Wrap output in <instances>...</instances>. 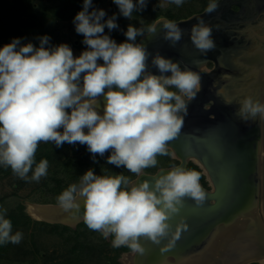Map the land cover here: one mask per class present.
<instances>
[{
  "label": "clouds",
  "instance_id": "obj_1",
  "mask_svg": "<svg viewBox=\"0 0 264 264\" xmlns=\"http://www.w3.org/2000/svg\"><path fill=\"white\" fill-rule=\"evenodd\" d=\"M113 2L128 19L148 4V0ZM184 2L170 0L176 6ZM218 7V0H209L204 11L212 13ZM106 15L104 9L94 7L93 0H83V10L73 20L87 46L79 56L67 43L51 45L48 35L37 37L38 47L14 38L0 48V165L10 167L19 178L27 180L30 171L36 182L47 176L46 159L33 170L39 144L54 143L59 148L65 142L87 145L94 162L97 154L103 157L110 151L108 164L139 177L143 170L157 166L158 156L168 155L169 142L180 135L188 115L185 98L197 95L201 77L159 52L151 64L160 74H153L148 70L150 53L137 38L151 39L162 28L164 39L174 47L184 31L171 20L147 27L129 24L123 32L126 41L117 43L105 34V28L109 32L119 28L117 15L105 19ZM212 32L203 18L191 28L190 40L204 55L216 48ZM233 102L239 105L235 115L241 120L264 121L260 100L237 93L225 101ZM150 178L132 182L123 174L97 175L89 169L57 196V204L68 213L83 208L82 219L89 230L105 239L111 236L114 248L127 247L143 255L141 238L160 245L171 233L169 221L184 208L185 197L197 206L208 198L201 173L195 169L173 165ZM5 215L6 210L0 212V245L19 244L22 233L12 234V222ZM181 227L187 229L186 224L177 226L161 253L175 247Z\"/></svg>",
  "mask_w": 264,
  "mask_h": 264
},
{
  "label": "water",
  "instance_id": "obj_2",
  "mask_svg": "<svg viewBox=\"0 0 264 264\" xmlns=\"http://www.w3.org/2000/svg\"><path fill=\"white\" fill-rule=\"evenodd\" d=\"M231 1L218 0L219 7L216 11L212 13L203 11L187 19L175 22L184 31V35L182 40L174 47L170 41L164 39L165 33L162 28L151 39L145 36L138 41L144 42L147 51L150 53L148 70L153 74H160L151 64L152 57L159 52L160 55L173 60V62L179 61L182 69H191L201 77L200 91H198L192 101H186V103L189 102L188 112L192 110V113L189 118L185 117L180 135L170 141L167 148L172 149L173 157L180 160L178 165L187 168L189 160H194L202 169L204 176H206L209 189L205 188L200 181L208 194L205 203L197 206L194 200L185 197L184 208L169 221L171 233L176 231L177 226L187 225L186 230H183L182 227L180 228V238L176 241V245L172 250L167 253H161L160 251V248L171 239V233L168 237L162 239L160 245L141 238L140 242L145 248L143 255L135 254L131 251L123 253V256H132V264H178V259L181 258L182 264H254L260 263V260L264 259V218L263 220L259 218L260 212L258 210L260 203L263 204L262 208H264V192L262 191L264 188V151H262L261 147L263 139L262 121L257 118L256 124L249 125L254 121L243 122L242 120H237V127H234L232 120H230L232 117H230L228 125H226L227 123L220 125L216 122V119H209L208 114L203 112V108L197 107L195 103L202 97L203 93L207 92V87H205L206 79H208V82L212 81L209 84L210 87L212 86V90L222 89L220 87H223L226 83L221 82L218 86L215 84L218 75L216 73L221 70L217 69L216 62H214L215 67L211 71L207 70V63L204 67L194 64L199 59L208 61L213 59L214 57L210 56L222 53L224 50L222 48L223 45L220 42L219 44L216 42L217 54H213V52H209L206 55L202 54L190 40L191 28L198 23V18H203L205 23L213 28L212 38L216 36L225 41L228 38L225 33L231 26L223 28L227 31L222 35V30L218 31L219 25L217 22L226 21L225 18L220 16L222 13L227 14L228 18L231 15H236L231 10ZM162 20L159 19L157 21L162 22ZM243 20H240V22H245ZM251 22L260 25L263 23V17L261 18L258 15L252 21H248L247 24L250 26ZM234 24H237V18ZM260 27L263 28V25L261 24ZM231 30L229 29L228 32ZM255 37L258 38L255 39L257 43H264V34ZM242 48L244 49V47ZM234 49L236 50L237 47ZM260 52H264V49L253 55L255 60L259 58ZM248 57L245 56L239 59L238 63L243 66H252V60L251 62L246 60ZM99 63H103V61L101 60ZM254 66H257L258 71L262 70V68L264 69V64ZM234 67H237V59L234 60ZM250 71L246 70L248 72L247 76L255 75V73ZM246 83H248V79ZM255 83L253 86L254 90L257 88L264 90V84ZM232 84L234 82H229L227 89L232 88ZM233 87L236 89L230 90L231 96L241 93V88L246 89L244 85L239 89L235 85ZM206 96L210 99L211 94ZM226 97L225 95V97L222 96L221 98L225 100ZM216 104L218 105L217 107H223V102H217ZM215 115L218 114L215 113ZM170 168L162 169L170 170ZM159 170L154 174L143 172L141 176L132 182L141 179H151L150 176L157 174ZM36 205L52 207L54 210H58L55 215L45 219V222L63 224L69 227H75L79 223H83V208H81L80 213H68L64 212L58 204L37 203ZM255 206H259L257 209L258 216H256V219L252 218L250 220L247 218L250 214L249 210ZM240 217L242 218L241 221H239ZM236 221L237 225L233 226ZM249 223L253 226L251 227ZM254 230H258L259 234L254 233ZM200 239L202 242H199Z\"/></svg>",
  "mask_w": 264,
  "mask_h": 264
},
{
  "label": "trees",
  "instance_id": "obj_3",
  "mask_svg": "<svg viewBox=\"0 0 264 264\" xmlns=\"http://www.w3.org/2000/svg\"><path fill=\"white\" fill-rule=\"evenodd\" d=\"M0 0V48L5 44L11 43L14 38H22V43L31 42L37 47L39 46V39L37 37L48 35L51 37V45L56 46L63 43L64 36H62L60 23H73L74 17L78 12L83 10V0ZM156 2L157 0H153ZM202 4V10H205L209 0H200ZM102 0H93V5L95 8H98L99 3ZM92 9H89L91 11ZM107 15L105 19L113 14L117 15V23L119 28L109 32L105 28V34L110 35L117 43H122L126 41V36L123 32H126L124 28L125 17L119 14V9L113 10L111 12H106ZM150 14L151 18L149 21L144 23V27L151 25L154 21L163 16V12L155 9L148 1L147 8L143 11L134 12L133 18H138L140 15ZM168 18L172 19L173 16L169 13ZM126 21V20H125ZM121 29L123 31H121ZM75 34L78 38L79 44L77 48L84 51L87 49V46L82 43L84 37L81 34ZM137 38V42L139 41ZM168 151L167 156H158V164L154 168H147L145 171L154 172L158 167H167L173 166L176 164V161L171 159L170 151ZM46 159L48 161V171L47 176L42 177L39 184L33 189V193L40 194V200L38 202L42 204H57V196L62 193L63 190L68 188L73 183H78L80 176L84 175L89 169H92L97 175H108L115 176L117 174H123L128 177L130 180L134 179L136 176L133 173H130L124 167L119 168V172L113 170V165L107 163V158L96 156L94 162L91 159V154L87 149V145H81L78 142L76 144H68L65 142L62 147H56L54 143H41L38 146V149L35 153L33 170L35 166L41 161ZM115 166V165H114ZM189 169H195L200 172L199 168L190 165ZM10 169L7 170V174L11 172ZM0 173H5V171L0 170ZM32 175L30 171L28 176ZM201 180L204 181V176L201 175ZM27 180L22 179L18 182L21 186V183L26 182ZM21 208H23L21 206ZM33 220L27 217V220L23 223L25 227L29 224H32ZM41 227H49L53 229V232L61 230L59 233L60 236H63L64 233H74L75 238L81 237L84 235L80 231L82 228H88L84 222L79 225L76 230H72L67 226L52 225L46 224L44 222H36ZM48 234H51L49 230H46ZM90 233H98L92 230H88ZM72 238V235L69 236ZM112 240V237H111ZM36 247V243L33 242V248ZM82 248V245H79L78 249ZM6 244L0 245V264L8 260L9 257H6L8 251ZM77 249V248H75ZM115 251L128 252L130 249L127 247L113 248ZM81 250V249H80ZM79 250V251H80ZM40 249L35 248L34 258L32 261L33 264L38 263V255L40 254ZM89 255V254H87ZM86 254L75 253V258H68L63 262H57L56 257H49L51 264H72L75 259V264H84ZM34 259H37L36 261ZM113 261L112 264H120L116 257L108 258ZM54 261V262H53ZM19 264H26L25 261H19ZM31 262L29 264H32ZM45 263V264H50ZM39 264H42L41 261Z\"/></svg>",
  "mask_w": 264,
  "mask_h": 264
},
{
  "label": "rangeland",
  "instance_id": "obj_4",
  "mask_svg": "<svg viewBox=\"0 0 264 264\" xmlns=\"http://www.w3.org/2000/svg\"><path fill=\"white\" fill-rule=\"evenodd\" d=\"M148 1L155 9L163 12V16L159 18L163 20L172 21V19L167 17L169 13L173 16V21L177 22L203 11L200 0H185L182 6H176L175 4L170 3V0H157L156 2L153 0ZM36 2L38 3L40 0H37ZM98 9H104L106 12H111L119 8L114 4L113 0H102V2H100L98 5ZM150 18V14L140 15L138 18L132 17V19L125 18L126 21L124 20V28L127 30L129 24L135 27L143 26L146 21L150 20ZM60 28L62 36H64L63 43H67L72 48L74 56H79L82 53V50L77 48L79 41L75 34V25L73 23H60ZM246 60L249 62L252 60L254 64L261 65L264 63V52H260L259 58H256V60L253 56H249L246 58ZM243 81H245V79ZM109 155H111L110 151L105 153L104 158H107ZM96 156L99 155L97 154ZM91 159H93L92 154ZM175 160V165H178L179 161L177 158H175ZM169 167L171 166H161L155 169L154 172H147L145 170H143V172L146 174H153L159 169ZM10 169V167H4L0 165V170L5 171V173H0V212L6 210L5 218L10 219L12 222V234H15L17 231H19L22 233L23 238L19 244H6V246L9 248L6 253V257H9V262L6 260L2 262V264H19V261H25L26 264H29L30 262L32 263L30 260L34 258L35 248H39L41 251L38 255L39 261L36 264H39L40 261L42 264L50 263L51 261L48 259L52 256L56 257L55 260L57 262H63L68 258H75V253L86 255L89 254L85 258L84 264H112L111 262L113 261L109 260L108 258L111 259L114 257H116V260L120 264H123V259L126 255L123 256L122 252L119 253L113 249L114 247H112L111 236L105 239L99 232L93 234L90 233L88 231L89 228L80 229L84 235L78 238H75L74 233L69 232H66L63 236H60L59 233H61V230L53 232V229L49 227L45 228L36 224V222H44L47 224L48 222H45L44 220L49 219V217L47 218V216H43L44 220L41 218L39 221L33 218L29 213V204L40 203L38 202V200H40V194L32 192L40 181L36 182L31 180L32 175H29L27 181L21 183L20 186L18 182L22 181V179L15 175L12 171L7 174V170L10 171ZM113 170L116 173L119 172V168L114 165ZM137 178L138 176H134V179L131 181H134ZM205 181L208 183L206 176ZM21 206L23 208H21ZM27 217L31 218L33 223L25 227L23 223L27 220ZM48 224L65 226L63 224L55 223ZM80 224L82 223H79L75 227H67L71 228L72 230H76ZM46 230H49L50 232L52 231L51 234H48ZM71 235L72 238H69ZM33 242L36 243V247L34 248ZM79 245H82V248H80L81 250L78 249ZM34 260L36 261L37 259ZM72 264H75V259L73 260Z\"/></svg>",
  "mask_w": 264,
  "mask_h": 264
},
{
  "label": "flooded vegetation",
  "instance_id": "obj_5",
  "mask_svg": "<svg viewBox=\"0 0 264 264\" xmlns=\"http://www.w3.org/2000/svg\"><path fill=\"white\" fill-rule=\"evenodd\" d=\"M231 2H232V4L230 3V5L232 7L231 10L234 11L236 13V15L235 16L231 15L228 18L226 16L227 14L222 13L220 16L225 18L226 21L217 22V24L219 25L218 31L222 30L223 34L227 31L226 29L224 30L223 28H229L231 26L229 29H232V30L230 32H228L229 31V29H228L227 33L225 34V36L228 38H226L225 41L223 42V44H225L226 46L231 47V53L225 54V55L224 54H220V55L217 54L216 56L211 55L210 57H214L213 59H210L209 61L202 59V61H201L202 63H204L203 65L201 64V66H203V67L207 63L206 68L208 71L213 70V68L215 67L214 62H216L217 63V65H216L217 69L219 68L221 70L216 73L218 75H217V79H216L215 84H216V86H218L221 82H223V83L225 82L226 85H224L223 87H220L222 89L212 90V86L211 87L209 86L210 82H212V81L208 82V79H206L207 83H205V87H207L206 88L207 92L203 93L202 97L199 98L197 100V102H195V103H196L197 107L203 108V110H204L203 112H206L208 114L209 119H211V120L216 119V122L220 125L222 123L223 124L227 123L226 125H228L229 124L228 119L230 117H232V119H230V120H232V125H234V127H237V120H241L240 118H238L235 115L236 111L239 108V105L235 102H233L232 105H227L225 103L226 100L232 99L234 97V96H231L232 94H230V90H233V88H235V87H233V85L237 86V89H239L242 85H244V87H246L245 90H244V88H241V91H240L241 93H239L241 98L243 96H252L255 99L259 98L258 100H261L262 103H264V93H263L264 90L262 88L254 87V88H257L256 90H258L259 91L258 92V91L253 89L254 84H256L255 82L261 81L260 84L261 85L264 84V83H262V82H264L263 81L264 69L262 68V70H260L262 74L258 73V75L261 76V78H259V76L257 75V71H258L257 66H254L252 64V66L243 67L242 68L243 70H241L240 69L241 64L238 63L239 59H241L245 56H252L249 54H253L258 50L261 51L262 49H259V46L264 49V44L263 43L259 44V42L257 43L256 42L257 40H255V39H258L255 36H259V35H261L262 32H264V0H232ZM203 11H201V12H203ZM258 15L261 16V18L263 17V23H261L263 25V28L260 27L261 24L258 25V23L256 24V23H252V22H251L252 25L250 23V26H249V24H247V22L252 21L253 18H255ZM236 18H237V24H234ZM242 19H244L243 21H245L246 23L240 22V20H242ZM216 41H218V40L215 39L214 42H216ZM218 44H219V42H218ZM234 46L237 47L236 50L234 49L235 48ZM242 47H244V49ZM250 52H252V53H250ZM216 53H218V52L216 51ZM235 59H237V67L232 66V64H234ZM224 67H225V69H224ZM246 70H249V71L251 70L250 72L255 73V75L251 74L250 76H247L248 72H246ZM209 76H211V75H209ZM212 76H214V74H212ZM244 79H245V82H242ZM247 79H248V83H246ZM229 82H231V83L234 82V84H232V88L227 89ZM210 94H211V97L209 99L206 95H210ZM225 95L227 97L225 100H223L221 97L222 96L225 97ZM185 100L186 101H190V100L192 101V99L189 100L188 98H185ZM217 102H223V105H222L223 107H217L218 106L216 104ZM187 103H189V102H187ZM191 113H192V110H190L188 112V115L186 117L189 118ZM215 113L218 115H215ZM243 122H245V121H243ZM256 122H257V119L253 123H250L249 125L256 124ZM226 125H223V126H226ZM167 150L170 151L171 159L175 160V158L173 157L172 149L167 148ZM177 160L180 162L179 159H177ZM191 164L198 167L201 175L204 176L202 169L192 159L189 160V162L187 164V168H189V166ZM200 181L205 188L209 189L208 183H206V181H205V176H204V181H202V180H200ZM123 253H125V252H122V254Z\"/></svg>",
  "mask_w": 264,
  "mask_h": 264
},
{
  "label": "bare ground",
  "instance_id": "obj_6",
  "mask_svg": "<svg viewBox=\"0 0 264 264\" xmlns=\"http://www.w3.org/2000/svg\"><path fill=\"white\" fill-rule=\"evenodd\" d=\"M225 27V26H224ZM221 34L223 35V32H221ZM226 34V33H225ZM261 34H264V32H262ZM215 39H217L218 41H216V42H220L222 45H223V51H222V53H220V54H230L231 53V47H228V46H226L225 44H223V42H224V40H222V39H220V38H218V37H214L213 38V40L215 41ZM215 42V43H216ZM260 44V43H259ZM264 44V43H263ZM227 49H229V50H227ZM259 49H263V48H261L260 46H259ZM216 48L215 49H213V50H210V51H208V53L209 52H213V54H215L216 52ZM257 52H259V50L258 51H256L255 53H253V54H249V55H254V54H256ZM250 53H252V52H250ZM217 54V53H216ZM219 54V55H220ZM202 61V59H199V61H196L194 64L195 65H198L199 64V66H201V64L203 65L204 63H202L201 62ZM253 63V65H256V64H254V62H252ZM264 64V63H263ZM232 66H234V64H232ZM203 67V66H202ZM243 67H248V66H242L241 65V70H243L242 68ZM258 73L260 74L261 73V71L259 70V72L257 71V75H258ZM262 74V73H261ZM259 76V78H261V76L260 75H258ZM258 83H260V82H258ZM238 92V91H237ZM243 97H245V96H243ZM242 97V98H243ZM259 99V98H258ZM261 101V100H260ZM262 102V101H261ZM101 114H102V112H101ZM262 133H263V139H262V143H261V147H262V151H264V121H262ZM263 159H264V157H263ZM262 191L264 192V188L262 189ZM261 193V192H260ZM259 207V206H258ZM258 207H253L251 210H249V212H250V214L247 216V218H249L250 220L253 218V219H256L257 217L256 216H258V212H257V209H258ZM263 207V204L262 203H260V207H259V212H260V219L261 220H263V218H264V208H262ZM260 208H262V210H260ZM56 211H58V210H54V208H52V207H45V206H38V205H36V204H29V213H30V215L33 217V218H35L36 220H39L40 221V219L41 218H43V216H47V218L48 217H50V216H53V215H55L57 212ZM262 211V212H261ZM46 214V215H45ZM50 215V216H49ZM255 217V218H254ZM241 217L239 218V221H241ZM248 219V220H249ZM42 220H44V218L42 219ZM250 222H252V221H250ZM250 225H251V223H249ZM237 225V221L235 222V224L233 225V226H236ZM240 226V225H239ZM253 225H251V227H252ZM233 228H235V227H233ZM221 233H222V231H221ZM220 233V234H221ZM254 233H258L259 234V231L258 230H254ZM216 238V237H215ZM199 242H202V240L200 239L199 240ZM125 256V255H124ZM131 258H132V256H130V255H126L125 257H124V259H123V264H132V261H131ZM260 262L262 263V262H264V259H262V260H260ZM260 263V264H261Z\"/></svg>",
  "mask_w": 264,
  "mask_h": 264
},
{
  "label": "crops",
  "instance_id": "obj_7",
  "mask_svg": "<svg viewBox=\"0 0 264 264\" xmlns=\"http://www.w3.org/2000/svg\"><path fill=\"white\" fill-rule=\"evenodd\" d=\"M100 102H101V105H102V103H103L102 100ZM101 112H102V108H101Z\"/></svg>",
  "mask_w": 264,
  "mask_h": 264
}]
</instances>
